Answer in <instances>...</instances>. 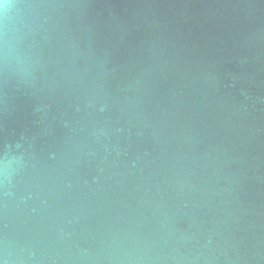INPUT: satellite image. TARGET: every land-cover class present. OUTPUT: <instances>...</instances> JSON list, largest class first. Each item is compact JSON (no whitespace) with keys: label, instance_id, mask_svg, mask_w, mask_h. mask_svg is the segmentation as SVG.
<instances>
[{"label":"water","instance_id":"water-1","mask_svg":"<svg viewBox=\"0 0 264 264\" xmlns=\"http://www.w3.org/2000/svg\"><path fill=\"white\" fill-rule=\"evenodd\" d=\"M0 258L264 264V0H4Z\"/></svg>","mask_w":264,"mask_h":264},{"label":"clouds","instance_id":"clouds-1","mask_svg":"<svg viewBox=\"0 0 264 264\" xmlns=\"http://www.w3.org/2000/svg\"><path fill=\"white\" fill-rule=\"evenodd\" d=\"M0 4L3 5L4 8V14L6 13V10L10 7V5L4 3V0H0ZM0 264H10V260L7 254V251L5 250L3 258H0Z\"/></svg>","mask_w":264,"mask_h":264}]
</instances>
